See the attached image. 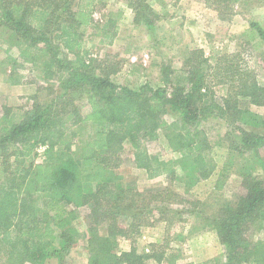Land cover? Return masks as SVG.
<instances>
[{
    "label": "trees",
    "instance_id": "1",
    "mask_svg": "<svg viewBox=\"0 0 264 264\" xmlns=\"http://www.w3.org/2000/svg\"><path fill=\"white\" fill-rule=\"evenodd\" d=\"M93 1L78 10L76 0H0V48H16L21 59L42 64L48 74L60 71L63 89L53 103L35 102L19 118L9 119V113L1 118L0 264H45L50 259L67 264L81 236L75 221L83 206L90 209L88 264L161 262L163 255L136 247L118 250L119 237L134 239L141 228L154 224L158 205L152 201L176 195L168 187L146 193L126 184L117 170L124 145L131 146L136 168L148 179L169 176L195 186L217 168L212 141L200 127L210 116L231 127L223 140L229 142L230 164L238 166L246 191L237 202L220 203L204 215L225 251L202 264H264V115L250 107H264V84L249 64L236 61L239 53H217L211 63L212 56L202 48L187 52L181 68L169 71L173 78L166 74L171 91L116 83L113 71H98L95 59L86 60L79 51L87 26L77 16L89 13ZM238 1L204 0L227 15L234 14ZM131 6L134 22L153 31L159 14L149 1ZM111 27L108 20L101 25L102 43H113L118 27ZM246 32L249 40L264 42L258 21H251ZM68 53L75 59L65 64ZM10 72L14 77V68ZM217 91L224 92L221 101ZM77 92L89 104L86 114L74 102ZM168 113L175 115L171 121L165 119ZM161 134L177 158L150 152L147 142ZM101 224L106 234L99 231ZM251 229L262 236L250 240Z\"/></svg>",
    "mask_w": 264,
    "mask_h": 264
},
{
    "label": "rangeland",
    "instance_id": "2",
    "mask_svg": "<svg viewBox=\"0 0 264 264\" xmlns=\"http://www.w3.org/2000/svg\"><path fill=\"white\" fill-rule=\"evenodd\" d=\"M88 1L76 0L74 7L80 10ZM137 1L94 0L88 7L89 13L81 11L85 16L81 12L77 16L87 26L84 46L79 49L82 57L95 59L94 66L101 67L98 71H113L111 79L114 82L133 88L144 84L164 86L171 91L170 84L165 82L166 74L173 78L174 73L169 71L181 68L187 52L202 48L206 55L212 56L211 63L217 53H239L236 61L249 64L257 79L264 84V42L249 40V32H246L251 21H258L264 27V0H240L235 5L234 14L230 15L218 12L204 0H148L159 14L153 31L145 24L134 22L131 4ZM107 20L112 21L111 31L114 25L118 27L112 44L101 42L100 27ZM15 59H18L17 64L13 62ZM71 59H75V55L68 53L65 64ZM13 68L14 77H9ZM59 74L60 71L48 74L42 64L32 65L21 59L18 50H9L7 44L0 48V121L7 113L9 119L19 118L35 102L48 104L57 101L58 94L63 91ZM11 79L18 82L13 84ZM223 93L216 92L219 101ZM74 102L79 105L81 113L89 112V104L81 93H75ZM250 107L264 115L263 106ZM174 117L168 113L165 119L171 121ZM200 127L212 141L211 155L217 168L210 178L192 187L180 178L172 180L169 176H161L148 179L145 171L136 168L131 146L124 145L122 163L117 170L126 184L146 193L168 187L176 195L170 197L166 194L169 198L163 202L152 201V205H158L152 213L154 224L141 228L134 239L119 237V251L136 247L142 253L163 255L161 262L152 258L147 264H202L223 256L224 245L216 232L206 227L204 215L214 213L220 203L237 202L246 190L238 166L230 164L229 142L226 137L223 140L231 127L219 116L203 120ZM147 147L153 155L162 158L179 156L168 146L163 134L148 141ZM89 210L88 206L78 209L75 223L81 236L67 257V264H88ZM98 228L106 234L104 224ZM247 236L256 241L262 233L251 229ZM45 264H58V261L50 259ZM210 264L216 263L211 261Z\"/></svg>",
    "mask_w": 264,
    "mask_h": 264
},
{
    "label": "built area",
    "instance_id": "3",
    "mask_svg": "<svg viewBox=\"0 0 264 264\" xmlns=\"http://www.w3.org/2000/svg\"><path fill=\"white\" fill-rule=\"evenodd\" d=\"M44 149H45V146H42V147H40L39 151L42 152Z\"/></svg>",
    "mask_w": 264,
    "mask_h": 264
}]
</instances>
